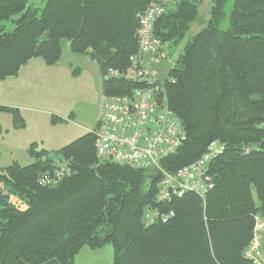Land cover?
Masks as SVG:
<instances>
[{
	"label": "trees",
	"instance_id": "obj_1",
	"mask_svg": "<svg viewBox=\"0 0 264 264\" xmlns=\"http://www.w3.org/2000/svg\"><path fill=\"white\" fill-rule=\"evenodd\" d=\"M210 1L205 24L156 76L184 130L159 166L173 175L220 146L206 164L204 196L159 199L149 170L97 158L95 129L53 152L34 142L31 163L0 171V264H74L83 247L108 243L112 264H255L247 252L264 219V0H233L226 29L227 0ZM156 3L44 0L38 9L0 0V82L31 59L57 63L68 47L95 63L102 94L130 95L143 86L126 77L139 55V16ZM198 8L199 0L165 2L153 23L159 61L161 49L182 45ZM111 69L119 76L105 77ZM0 111L24 126L18 109ZM147 210L165 218L146 222Z\"/></svg>",
	"mask_w": 264,
	"mask_h": 264
},
{
	"label": "rangeland",
	"instance_id": "obj_2",
	"mask_svg": "<svg viewBox=\"0 0 264 264\" xmlns=\"http://www.w3.org/2000/svg\"><path fill=\"white\" fill-rule=\"evenodd\" d=\"M232 2L233 0H227L224 5L221 29L228 27ZM28 5L41 9L44 0H28ZM210 7V0H199L198 17L190 25L182 45L161 49L159 57L162 58L160 61L156 59L152 75H165L166 68L172 64L185 41L205 24ZM3 24L7 30L14 27L11 21H3ZM34 60L27 69L33 70L35 75L26 79L25 71H22V76L14 81L13 90L6 88L3 93L8 96L12 92L14 103L20 106L18 111L24 126L16 127L11 114L0 111V171L15 161L20 165L31 163L33 160L27 152L31 143H37L38 149L53 152L93 130L100 114L101 76L95 64L83 55L64 50L60 60L53 65H46L41 58ZM53 118L56 119L55 122ZM12 200L17 201L14 196ZM257 225L258 245L255 250L259 260L264 258V219L257 218ZM112 263L113 248L109 243L97 249L85 246L74 260V264Z\"/></svg>",
	"mask_w": 264,
	"mask_h": 264
},
{
	"label": "built area",
	"instance_id": "obj_3",
	"mask_svg": "<svg viewBox=\"0 0 264 264\" xmlns=\"http://www.w3.org/2000/svg\"><path fill=\"white\" fill-rule=\"evenodd\" d=\"M166 1L168 3V0H160V3L151 5L139 16L136 33L139 55L130 57L126 77L143 86L133 89L128 96L102 95L95 130V152L99 160L138 169H161L160 159L174 152L184 139L181 121L167 107L160 85L151 73V63L156 62L158 46V40L153 36V23L162 14ZM107 76L119 74L111 69L106 72ZM219 147V144L212 142L198 162L173 175L161 169L163 175L159 181L158 198L167 199L170 194L179 196L186 191H194L203 197L207 190L204 177L206 164ZM156 217L165 218L150 210L144 216L149 222ZM257 241L258 236L255 235L247 255L256 264H262L264 258L261 262L256 258Z\"/></svg>",
	"mask_w": 264,
	"mask_h": 264
},
{
	"label": "crops",
	"instance_id": "obj_4",
	"mask_svg": "<svg viewBox=\"0 0 264 264\" xmlns=\"http://www.w3.org/2000/svg\"><path fill=\"white\" fill-rule=\"evenodd\" d=\"M64 51H67V53H72L68 47H65ZM73 57V56H72ZM87 60H89L91 63L95 64L93 61H91L88 57L84 56ZM34 60V59H32ZM28 61V63H26L24 66H22L20 68V70L18 71V74L14 77H8L6 79H4L3 81L0 82V106H6V107H15L17 106V109H20V106L16 103H14L13 98H12V92H10V94L7 95H3L4 91L6 88L10 89V91H12V87L14 85V81L19 79L22 76V71H25L26 74V79H30V76L33 77L34 71L31 69H27V67L30 65L31 61ZM35 62V60H34ZM97 67V66H96ZM33 68V67H32ZM98 70V68H97ZM99 73V71H98ZM9 80H12L13 82H8Z\"/></svg>",
	"mask_w": 264,
	"mask_h": 264
},
{
	"label": "water",
	"instance_id": "obj_5",
	"mask_svg": "<svg viewBox=\"0 0 264 264\" xmlns=\"http://www.w3.org/2000/svg\"><path fill=\"white\" fill-rule=\"evenodd\" d=\"M160 173L161 172L159 170L154 171L153 175L150 176L151 181L156 180L160 176Z\"/></svg>",
	"mask_w": 264,
	"mask_h": 264
}]
</instances>
